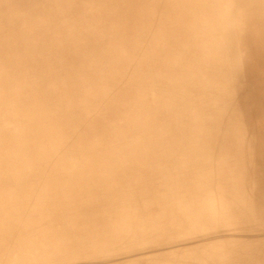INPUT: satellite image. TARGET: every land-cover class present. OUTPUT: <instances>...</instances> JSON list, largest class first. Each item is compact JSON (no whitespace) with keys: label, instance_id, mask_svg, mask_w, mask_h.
<instances>
[{"label":"rangeland","instance_id":"rangeland-1","mask_svg":"<svg viewBox=\"0 0 264 264\" xmlns=\"http://www.w3.org/2000/svg\"><path fill=\"white\" fill-rule=\"evenodd\" d=\"M91 1V6L82 8L72 0H0V64L28 55L17 69L0 72V264H215V245L229 238L251 248L250 264H255L258 253L264 256V98H260L264 94V0H226L228 7L240 4L241 9L233 18L234 26L226 24L231 29L222 34L221 45L218 23L211 15L214 8L205 0L208 22L191 18L180 28L177 22L163 21L145 32L159 33L169 26L174 30L161 43L142 46L137 44L139 34L106 21L101 0ZM181 1L190 6L201 0ZM48 5L57 13H46ZM71 9L87 19V32L100 34L86 41L90 50L82 54L92 63L78 72L87 71L84 77L89 79L80 82L86 96L98 98L100 109L120 106L110 120L120 131L119 141L100 145L101 152L96 153L82 149L83 139L72 141L66 135L79 133L82 138L97 133L88 126L87 115L70 112L71 104L81 101L76 93L80 85L70 67L56 68L68 63V53L75 48L67 53L60 47L56 57L42 51L47 53L42 59L39 52L42 35V42L51 43L48 38L59 33L54 36L57 43L67 40L65 31H82L76 16L72 17L75 13L58 14ZM24 33L30 47L15 42ZM218 50L227 55L222 76ZM106 59L112 60L113 69L102 65ZM99 64L104 70L96 74ZM217 82L225 86L238 82L243 97L234 95L231 105H237L243 117L242 131L252 148L246 156L243 143L217 149L214 127L205 120L218 110ZM108 94L112 97L108 102L100 99ZM225 103L222 98L217 104ZM35 106L41 119L33 121L32 132L38 137L29 140L31 130L20 124L21 114ZM238 126L233 124L234 129ZM104 139L108 143L113 137ZM125 139L130 147L118 150ZM60 140L63 151L59 146L55 154H48L50 160L43 156L46 142L53 146ZM237 150L243 156H237ZM5 154L23 168L16 166L6 173ZM87 166L94 174L105 173L106 185L87 175L89 169H83ZM61 168L73 171L72 178L77 174L84 187L72 178L64 182ZM55 172L59 175L53 180ZM205 172L211 175L207 184ZM227 175L231 180L224 186ZM212 195L217 199L215 208L226 210L217 219L213 202H206ZM204 251L207 261L202 260Z\"/></svg>","mask_w":264,"mask_h":264},{"label":"bare ground","instance_id":"bare-ground-1","mask_svg":"<svg viewBox=\"0 0 264 264\" xmlns=\"http://www.w3.org/2000/svg\"><path fill=\"white\" fill-rule=\"evenodd\" d=\"M196 1H200V0H196ZM204 2H205V0H201L199 3L195 2L194 4L188 6L184 2H182L181 0H151L150 3H148V0H101V3H102L101 13H102V16L104 18H106V21H108L110 23V25H113L111 22L115 21V23H120L121 24L120 26L125 27L126 32L129 31V32L136 33V35L139 34L138 36H136L137 44H140L142 46V45H144V44H146L148 42H153V41H156V40L158 41V43H161V41L165 40L164 36L166 34H168L169 32L174 30V27L169 26L165 30H163V31H161L159 33H146L145 32L146 29H155L157 27V25L159 23L163 22V21H168L170 23H173V22L176 23L177 22V23H179L180 28L185 27L184 25L191 18H197L200 22H202V20H203V22H208L207 17H209L210 12L209 11L206 12L205 9L203 8V3ZM72 3L80 5L82 8H86L88 6H91L93 2L91 0H72ZM206 4H208V7L210 6V7L214 8V13L211 12V15L214 18H216V23H218V32H219V39H220V41L218 42V45L219 44L221 45L222 42H223V38H224V37L222 38V34H224V36L226 34H229V31L231 29L229 25L234 26L233 18L240 11V9H241L240 4L238 5L237 8L228 7L226 0H215V1L207 0ZM244 4H245V2H244ZM50 7H51V5L46 6L48 11H45V12L46 13H50L51 15L56 14L57 11L56 10H52ZM152 9H154V10L152 11ZM73 10H74V8H73ZM244 10H245V7H244ZM66 11H69L71 13H75L76 9H75V11H72V9L71 10H63V11L58 12V14L59 15H63V13L66 14ZM195 12L201 14V16H197V14ZM231 13H232V15H231ZM72 15H74V14H72ZM72 17H75L76 19H78V22H79V25H80V28H81L82 31L81 32H76L75 34H71L70 32L65 31L64 33L66 35L65 37H67V40H62V42H57V43H53L54 42V36L59 37L58 36L59 33L58 34L57 33L56 34L53 33L52 34L53 38H48L47 41L51 42V43L42 42V40H41V38L43 36L42 35L40 37V49H39V52H40V56H41V59H42V57L43 56L45 57V55L47 53L50 56H55L56 57L57 53L59 52L58 50H59L60 47L65 49L67 51V53L71 52V50H69V49H72L73 47L75 48V50L72 51L74 54L73 53H68L69 56H70V59H69L68 63H66V64L64 63L65 65H63V63H62L61 65L57 66L56 68L60 69V70H63L65 67H67V68L70 67V72H72L73 78L80 85L79 87H76V93L81 96V101L78 104H75V103L71 104L70 112L72 111L71 112L72 114L79 115V116L87 115L86 121H87L88 126L91 127V128L95 127L94 130L97 133H92L91 132L88 136L82 137V138L78 137L79 133L76 134V135H69V134H66V135L72 141L76 140V139H79L80 142H81L82 139H83V143L81 144L82 149L83 150H85V149L91 150V151H94L96 153L97 151L101 152L99 150V146L100 145L106 144V146H107V145L113 144L112 142L114 140H116V142L119 141V136L121 135L120 131H118V129H117L118 128L117 124L110 122V120L118 115V113L120 112V106L117 105V104L116 105L115 104H110L109 106L106 105V106H103V109H100L99 108L100 104H99V99L98 98H96V97H94L92 95L86 96V93H85L86 92V88L84 86H81L80 82H82L84 79H89V77H84V75H85V73H87V71L80 72V73H78V72L81 71V70H84V69H89L90 68V64H92V63L86 57H82V54H84L85 50H87V51L90 50L88 48V47H90L89 46V42L86 43V41L89 40V38L90 39L92 38L93 40H95V39H97L96 36L100 35V34H98L96 32L91 34L90 32H87L86 29H84L85 26L87 25V19L85 17H84V19H82L76 13ZM200 17L202 18V20H201ZM38 22L39 21H37V23ZM139 22H142V23H139ZM226 24H229V25H226ZM16 35H17V32H16ZM27 35L28 34H25V33L21 34L19 37L16 38L15 42L16 43H21V44H23L26 47H30L31 45H28V42H27V39H26ZM11 44H15V43L11 42ZM42 51L44 53H45V51H47V53L43 54ZM67 53H66V55L68 57ZM25 56L28 57V55H23L22 57H24V58H22V57L16 58V56H15L14 58H10V60L7 61L6 63H4V64L1 63L0 64V72L2 74H4V72L6 70L8 71V69L9 70H12L13 68L17 69L18 67H20L18 65H21L22 63H24V61L21 63V60L22 59H26L27 57H25ZM226 56L223 53V51H221V53H220V50H218L217 61H218V68H219V76H222L223 73L226 75V73H225V70H226V68H225ZM46 58H47V56H46ZM5 60H7V59H5ZM65 61H66V59H65ZM102 65L105 66V67L108 66L107 68H109V69H113V67H114V64H113L111 59L110 60H107V59L104 60V63ZM103 66H100V64H99V68H97L96 74H99V73H101L104 70ZM100 69H101V72H100ZM228 71H229V73H231V67L228 69ZM104 77H106V75L103 72V78ZM260 78L262 79V77H260ZM237 83L238 82H236V83H231L230 82L227 86H225L223 84L220 85L217 82V85H216L217 86V90H216L217 93L215 95V102H216V108H218V110L215 111L214 114L206 115L205 116V120H207L214 127V132H215L214 138L216 137V140H217L216 141L217 149H219L218 147H221L222 145H226V144H228V145H234L235 144V145L239 146L240 143L241 144L243 143L242 152L246 156V154L251 152L252 148L249 147V144H248L249 142L247 143V141L245 140V137H244V134H243L244 132L242 131V125H241L242 121H243V120H241L242 114L240 115V112H239V109L237 108V105L235 106V108H232V105H231V100L234 97V95L235 96L242 95L240 93V90L238 89V84ZM260 84H262L261 81H260ZM221 88L223 89L224 93H223ZM101 96H102V94L100 95V97ZM261 96L262 97H260V98L263 99L264 98V94H261ZM242 97H243V95H242ZM111 98L112 97H110V94H108V96L105 95V98H100V99L108 102ZM222 98L226 102L224 106H223V104H217ZM255 98H257V97H255ZM94 102H95L96 106L94 107V106L91 105L92 108H93V111H90L92 109H91V106H90L89 103L93 104ZM260 102L261 101L259 100V103ZM207 103L209 105H214V102H212L211 100H207ZM259 105L261 106L262 104L260 103ZM35 107L30 108L25 113L23 112V114H21L23 116V120H22V123H20V124H22L23 128L28 127V129L31 130V132L27 135V138L29 140L33 139V138L35 139V135H36V137H38L37 134H34L32 132V127L35 124L33 121H39L41 119L40 118L41 114H38V112H37L39 107L38 106L36 108ZM52 110H53V113H55V109H53V107H52ZM74 110H76V112H74ZM79 110H81L80 114L77 113V112H79ZM242 119H243V117H242ZM234 123H238L239 124V126L237 128H235V129L233 128V124ZM207 124L208 123L204 122V127ZM33 130H35V127L33 128ZM107 136H112L113 139L111 141H108V143H104V141H106V139H104V137H107ZM63 137H64V140H65V135H63ZM8 141L13 142L10 138H8ZM62 143H63V140H60L56 144H53V146H50L46 142V147H44V146L42 147L44 152H46V154H44L43 156L49 158L48 154L52 155V153H53V151L55 149H57L59 146L60 147L64 146V145H61ZM29 145L30 144L27 145L28 148H29ZM115 145H116V143H115ZM208 145H209V142L207 140L206 143L204 144V147L207 148ZM18 147L19 146H17V148ZM62 147H61V151L64 150ZM113 147L115 148V146H113ZM113 147L111 149L114 151ZM119 147L120 148H118V150L130 147V143H129V141H126V139H125V141H122V142L120 141ZM74 148L75 147H73L71 149V151ZM242 152H241V154H242ZM55 153L56 152H54L53 154H55ZM241 154H240L239 150L236 151V155L237 156H243ZM80 155H82V152L79 154V156ZM53 157H54V155H53ZM60 158H63V157L60 156ZM225 158H227L229 160L227 155L225 156ZM49 160H50V158H49ZM74 162H76V161H74ZM6 163H7L6 173L11 172L13 169L17 168L16 166H18V167L20 166L18 164V161H16L15 158L8 159L7 155H6ZM48 163L49 162L45 161V164H48ZM21 168H23V167H19V169H21ZM108 168L111 169L112 166H109ZM83 169H89V170L86 171V173H88L87 175L92 176L94 180H102V181H104L105 185H106V180H105L106 179V174L105 173H99V174H101L103 176V179H104L103 180L99 176V174L97 172L94 174V172L91 170V168L89 166L84 167ZM57 172L54 173L53 180L55 179L56 174H58ZM60 172H61V174L64 177H66V179L65 178L63 179V181L67 180V178L71 179L72 176L75 174L71 170H66V169H62V168L60 169ZM112 173L115 174V171H112ZM125 173H127V171H125ZM229 180H231V178H229V176L227 175L224 178L223 185L225 186L227 184L226 182L229 181ZM63 181H61V182H63ZM71 181H74L76 183L79 182L84 187L83 181L78 178L77 174H76L75 178L71 179ZM108 181H110V180H108ZM210 181H211V175L207 174L206 172L203 173V182L205 184H207ZM97 185H99V184H97ZM97 185H94V186L97 187ZM73 186L74 185H72V187ZM55 187L57 188V186H55ZM64 188H63V190H64ZM67 189H69V188H66L65 191H67ZM93 189H95V188H93ZM236 189L240 190V188H236ZM77 190H80V189L77 188ZM77 190H75V191H77ZM69 191H70V189H69ZM95 191H96V189L94 191L92 190V193L95 192ZM69 194H71V193H69ZM115 194H116V192H115ZM54 195H53V197H55ZM61 195H62V192H61ZM103 196H107L106 193ZM61 198H63V197H61ZM98 199H100V198H98ZM209 199L214 204L213 217L215 219L220 218V214L224 213L226 210L215 208V203L214 202L217 201L215 195L207 197L206 198V202L207 203L209 202ZM52 200H53V198H52ZM101 200H103V199H101ZM244 206H245V204L243 206H241V207L244 208ZM166 207H167V205H166ZM75 209H77V208H75ZM56 212L58 213V211H56ZM3 228H5V227H3ZM8 228H9V226H8ZM105 229H107V228H105ZM94 230H97V229L94 228ZM73 231H74V229H73ZM101 231H103V230H101ZM104 231H103V234H104ZM78 235L80 236V233ZM85 237L88 238L89 236L86 235ZM67 244H68V242H67ZM61 245H62V243H61ZM57 246H58V244H57ZM56 247H55V249H56ZM68 249H70V248H68ZM253 250H254V248H253ZM50 252L53 253L52 251H50ZM69 253H71V251ZM214 255H215V260H216L215 264H223L222 258L226 259L224 264H230L231 261H232V263L236 262V264H238L237 260H243L244 262L242 261L241 264H250L253 261V258H251L252 255H253L252 249L251 248H245V246H243V244L241 242H239V240L237 241L236 239H233V238H229L227 241H223L222 245H218V244L215 245V247H214ZM207 258H208V253L204 251V253L202 255V260L203 261L204 260L207 261ZM257 258H258V260H257ZM41 259H40V261H41ZM256 260L257 261L255 262V264H262V262H263L262 260H264V256H262L261 253H258L256 255Z\"/></svg>","mask_w":264,"mask_h":264}]
</instances>
